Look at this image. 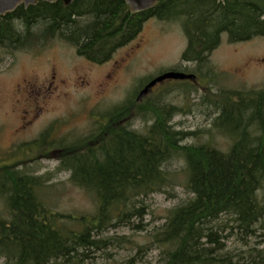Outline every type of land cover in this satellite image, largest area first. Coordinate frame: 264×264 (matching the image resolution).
Instances as JSON below:
<instances>
[{
    "label": "trees",
    "instance_id": "trees-1",
    "mask_svg": "<svg viewBox=\"0 0 264 264\" xmlns=\"http://www.w3.org/2000/svg\"><path fill=\"white\" fill-rule=\"evenodd\" d=\"M151 18L182 20L187 38L182 61L199 66L223 34L231 44L264 37V0H160L139 14H131L124 0H74L69 7L59 0L21 6L0 17V46L24 45L39 27V37L59 33L79 56L104 64ZM221 102L214 127L232 140L226 153L210 145L181 146L190 133L174 129L177 109L172 106L152 111L154 122L146 134L130 130L132 114L147 110L137 101L114 109L97 134L75 143L53 138L50 128L24 144L27 151L59 160V169L91 193L98 208L93 216L55 212L41 199L44 178L5 162L0 166V260L85 264L87 254L114 244L98 236L121 227L144 231L145 199L169 185L170 173L163 167L178 154L186 164L192 198L169 211L152 244L162 248L164 264H244L243 257L228 250L225 232L237 229L252 237L264 221V90L232 92ZM243 254H249L251 264H264V249Z\"/></svg>",
    "mask_w": 264,
    "mask_h": 264
},
{
    "label": "rangeland",
    "instance_id": "rangeland-1",
    "mask_svg": "<svg viewBox=\"0 0 264 264\" xmlns=\"http://www.w3.org/2000/svg\"><path fill=\"white\" fill-rule=\"evenodd\" d=\"M34 31L37 36L24 45L0 46V166L11 163L19 171L43 177L41 199L61 214L93 216L98 204L91 193L71 183L70 173L59 169V160L23 146L47 129L51 128L53 138L70 144L88 138L97 134L110 112L135 102L145 85L167 72H184L194 74L197 82L169 80L156 86L138 102L140 109L147 110L132 114L129 129L146 134L154 122L152 111L172 106L177 109L172 126L190 133L182 146L210 145L226 153L232 140L214 127L221 101L232 92L264 90V37L231 44L223 34L221 44L199 66L182 61L187 47L182 20L151 18L136 39L108 62L96 65L78 56L59 33L39 37V27ZM164 169L171 182L145 199L149 206L145 230L121 227L98 236L114 244L86 253L85 264H164L162 248L152 244V235L164 225L170 210L192 198L180 155L175 154ZM223 220L234 225L230 218ZM225 236L228 250L251 264L249 254L243 253L264 249V221L248 239L237 229L227 228Z\"/></svg>",
    "mask_w": 264,
    "mask_h": 264
},
{
    "label": "water",
    "instance_id": "water-1",
    "mask_svg": "<svg viewBox=\"0 0 264 264\" xmlns=\"http://www.w3.org/2000/svg\"><path fill=\"white\" fill-rule=\"evenodd\" d=\"M59 0H0V17L10 14L17 10L19 7L24 6L29 8L30 6H36L39 2L53 4ZM133 14L152 10L159 3L160 0H124ZM224 2L225 0H218ZM64 7H69L73 4L74 0H61ZM166 80H191L196 81V76L192 74H185L181 72H168L161 77L148 83L138 94L137 101L140 102L146 98L153 89L160 83Z\"/></svg>",
    "mask_w": 264,
    "mask_h": 264
},
{
    "label": "bare ground",
    "instance_id": "bare-ground-1",
    "mask_svg": "<svg viewBox=\"0 0 264 264\" xmlns=\"http://www.w3.org/2000/svg\"><path fill=\"white\" fill-rule=\"evenodd\" d=\"M125 2V1H124ZM219 2V1H218ZM225 2V1H224ZM224 2H220V3H224ZM127 5V4H126ZM129 8V7H128ZM129 12H130V9H129ZM131 13V12H130ZM131 14H133V13H131ZM136 14H139V13H136ZM176 130V129H175ZM176 131H178V130H176ZM182 143V142H181ZM181 143H180V145H181ZM182 146V145H181ZM166 165V164H165ZM165 165H164V167H165ZM163 167V168H164ZM249 237L248 236H245V235H243V239H248Z\"/></svg>",
    "mask_w": 264,
    "mask_h": 264
},
{
    "label": "flooded vegetation",
    "instance_id": "flooded-vegetation-1",
    "mask_svg": "<svg viewBox=\"0 0 264 264\" xmlns=\"http://www.w3.org/2000/svg\"><path fill=\"white\" fill-rule=\"evenodd\" d=\"M26 9V8H25ZM74 46V45H73ZM75 47V46H74ZM76 49V48H75ZM78 54V53H77ZM79 56V55H78ZM80 57H82V56H80ZM82 58H84V57H82ZM84 59H86V58H84ZM96 65H98V64H96ZM98 132V131H97Z\"/></svg>",
    "mask_w": 264,
    "mask_h": 264
}]
</instances>
